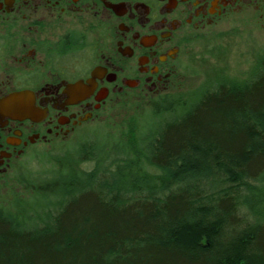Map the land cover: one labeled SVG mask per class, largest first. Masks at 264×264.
Returning a JSON list of instances; mask_svg holds the SVG:
<instances>
[{
	"label": "trees",
	"instance_id": "obj_1",
	"mask_svg": "<svg viewBox=\"0 0 264 264\" xmlns=\"http://www.w3.org/2000/svg\"><path fill=\"white\" fill-rule=\"evenodd\" d=\"M26 179L0 206V264H261L264 55L245 78L162 96ZM222 226L226 263L212 247Z\"/></svg>",
	"mask_w": 264,
	"mask_h": 264
},
{
	"label": "flooded vegetation",
	"instance_id": "obj_2",
	"mask_svg": "<svg viewBox=\"0 0 264 264\" xmlns=\"http://www.w3.org/2000/svg\"><path fill=\"white\" fill-rule=\"evenodd\" d=\"M241 18L260 27L264 0H0V184L107 109L170 94L192 48ZM14 92L41 113L5 112Z\"/></svg>",
	"mask_w": 264,
	"mask_h": 264
},
{
	"label": "rangeland",
	"instance_id": "obj_3",
	"mask_svg": "<svg viewBox=\"0 0 264 264\" xmlns=\"http://www.w3.org/2000/svg\"><path fill=\"white\" fill-rule=\"evenodd\" d=\"M242 20L241 18L240 21H236L227 30L219 31L212 40L198 43L192 48L190 53L192 60L188 62L184 81L180 86L175 87L170 95H189L205 86L208 81L225 78V76L246 77L257 57L264 55V23L257 27L254 23L252 25L251 22H248V19ZM156 101L155 98L136 104L133 102L130 105L119 103L117 106L107 109L100 122L86 125L66 142L45 149H37L25 161L22 168L0 184V206L9 204L10 199L16 194H27L25 193L26 178L52 168L56 165V158L62 155L66 149L73 150L84 140L100 138L110 133L116 134L131 119H143L144 115L154 108ZM210 153L208 154L212 156L213 154ZM209 159L213 161V159ZM244 228L246 226H237L238 230ZM229 231L230 229L227 231L225 226H222L219 234L214 237L212 247L218 254L216 259L220 261L219 263L221 260L225 262L224 259L228 260L230 255H233L231 254L233 247L230 244L232 237ZM247 244L246 241L239 244L244 249V254H248L251 258L257 257L254 250L247 248ZM244 258H246L244 255L238 258L239 263H244ZM262 261L259 262L264 264Z\"/></svg>",
	"mask_w": 264,
	"mask_h": 264
},
{
	"label": "water",
	"instance_id": "obj_4",
	"mask_svg": "<svg viewBox=\"0 0 264 264\" xmlns=\"http://www.w3.org/2000/svg\"><path fill=\"white\" fill-rule=\"evenodd\" d=\"M2 108L12 116L35 118L41 113L34 100L26 92H14L8 95L2 102Z\"/></svg>",
	"mask_w": 264,
	"mask_h": 264
}]
</instances>
